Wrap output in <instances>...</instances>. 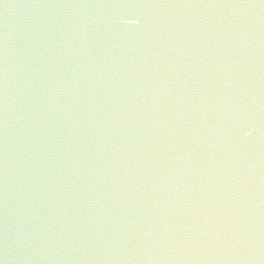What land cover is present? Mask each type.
<instances>
[{
  "label": "water",
  "instance_id": "obj_1",
  "mask_svg": "<svg viewBox=\"0 0 264 264\" xmlns=\"http://www.w3.org/2000/svg\"><path fill=\"white\" fill-rule=\"evenodd\" d=\"M0 264H264V0H0Z\"/></svg>",
  "mask_w": 264,
  "mask_h": 264
}]
</instances>
